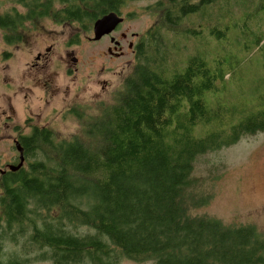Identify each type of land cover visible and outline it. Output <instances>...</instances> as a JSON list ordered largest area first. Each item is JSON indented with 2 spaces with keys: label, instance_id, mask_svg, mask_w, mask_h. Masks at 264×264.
<instances>
[{
  "label": "trees",
  "instance_id": "obj_1",
  "mask_svg": "<svg viewBox=\"0 0 264 264\" xmlns=\"http://www.w3.org/2000/svg\"><path fill=\"white\" fill-rule=\"evenodd\" d=\"M129 1L15 0L24 12L0 14V29L10 46L23 40L28 23L45 19L87 33ZM154 1L160 25L139 39L123 92L88 124L85 138L58 140L35 127L19 140L29 165L2 179L0 264H23L6 249L23 239L27 254L51 264H264V237L255 227L192 216L205 201L188 193L199 156L264 132V102L231 124L221 114L234 111L213 110L206 100L219 92L206 59L195 56L168 75L155 41L166 31L195 34L181 29L184 20L219 0ZM83 228L91 234H79Z\"/></svg>",
  "mask_w": 264,
  "mask_h": 264
},
{
  "label": "rangeland",
  "instance_id": "obj_2",
  "mask_svg": "<svg viewBox=\"0 0 264 264\" xmlns=\"http://www.w3.org/2000/svg\"><path fill=\"white\" fill-rule=\"evenodd\" d=\"M156 4L133 0L120 9L124 22L112 37L122 43V57L108 53L111 36L94 40L93 27L86 33L79 25L45 19L35 26L28 23L23 40L11 46L0 29V165L18 159L14 140L29 134L35 124L45 125L58 140L85 138L88 124L116 103L137 64L129 44L136 45L160 25ZM13 8L24 12L15 0H0V14ZM183 23L181 29L195 34L166 31L163 42L155 41L157 53L166 55L168 75L199 56L218 76L219 92L206 95L211 109L220 104L234 111L221 114L231 124L256 111L258 102H264V0H219ZM213 29L223 33L211 36ZM38 55L40 69L33 67ZM10 105L16 112L12 120L1 114ZM31 114L39 116L27 120ZM28 165L29 161L24 168ZM193 179L188 193L205 204L192 208V216L217 219L226 226L255 227L264 237V132L244 135L228 147L199 156ZM91 232L83 228L78 233ZM26 242L7 244L6 249L23 264H51L39 260L36 252L27 254ZM119 264L152 263L123 258Z\"/></svg>",
  "mask_w": 264,
  "mask_h": 264
},
{
  "label": "flooded vegetation",
  "instance_id": "obj_3",
  "mask_svg": "<svg viewBox=\"0 0 264 264\" xmlns=\"http://www.w3.org/2000/svg\"><path fill=\"white\" fill-rule=\"evenodd\" d=\"M119 16H121V15H119ZM122 17V16H121ZM123 24V23H122ZM121 24V25H122ZM121 25H119L117 28H116V30L114 31V32H117L118 31V29L121 27ZM113 32V33H114ZM111 36V43H112V45H113V47H110L109 49H108V53L110 54V55H112V56H114V57H122V56H124V52L122 51V43L121 42H119V41H116L115 40V38L114 37H112V34L111 35H109V36H105V37H110ZM105 37H103V38H105ZM127 37V35H123V38L125 39ZM132 38H139V35L138 34H133L132 35ZM135 46L136 45H134V43H130L129 44V46H128V48L130 49V50H133V53L135 52V50H134V48H135ZM51 50V48L50 49H48V52ZM42 59V56L41 55H38V57H37V60H38V62L33 66V67H35V68H38V69H40L39 68V63H40V60ZM75 59V58H74ZM77 62H78V60L76 59V61H74V63L75 64H77ZM49 82L51 83V84H53L54 82L52 81V80H49ZM2 115H5L6 116V118H8V119H10V120H12L15 116H16V112H15V109H14V107H13V105H10L9 107H8V109L4 112H2L1 113ZM39 116V114L38 115H36L35 117H34V115L33 114H31V115H28V118H27V120H33V119H35L36 117H38ZM34 122V121H33ZM39 123V122H38ZM38 128V129H40V130H42V129H45L46 127H45V125H41V126H38V124H35L34 126H31V131H30V133L29 134H25V135H23V134H19L18 136H17V138L14 140V142L16 143V142H18L19 143V140L23 137V136H30L31 135V132H32V130L34 129V128ZM16 147V146H15ZM17 149V148H16ZM19 153V152H18ZM18 160V161H17ZM17 160H15L13 163H11V161H9V163H1V165H0V184L2 183V179L9 173V172H12V173H16V172H18V171H16V172H13V171H11L10 170V166H17L19 163H20V154H19V157H18V159ZM25 164H26V159L24 160V165H23V167H25ZM22 167V168H23ZM21 168V169H22ZM1 186H2V184H1Z\"/></svg>",
  "mask_w": 264,
  "mask_h": 264
},
{
  "label": "water",
  "instance_id": "obj_4",
  "mask_svg": "<svg viewBox=\"0 0 264 264\" xmlns=\"http://www.w3.org/2000/svg\"><path fill=\"white\" fill-rule=\"evenodd\" d=\"M124 22V18L119 16L115 12H111L109 14L104 15L100 19H98L93 25V33H94V40L99 41L105 36H109L113 34L116 28ZM73 61H76L74 59ZM15 146L17 151L20 154V163L17 166H10V170L13 172L18 171L24 165V154L23 149L20 146V143L16 142Z\"/></svg>",
  "mask_w": 264,
  "mask_h": 264
}]
</instances>
